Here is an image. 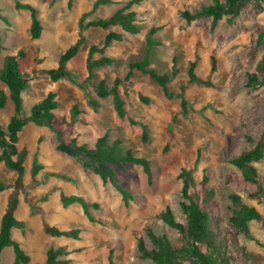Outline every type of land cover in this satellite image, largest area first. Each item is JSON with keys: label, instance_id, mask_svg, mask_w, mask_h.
Wrapping results in <instances>:
<instances>
[{"label": "rangeland", "instance_id": "obj_1", "mask_svg": "<svg viewBox=\"0 0 264 264\" xmlns=\"http://www.w3.org/2000/svg\"><path fill=\"white\" fill-rule=\"evenodd\" d=\"M35 7L42 25L38 40L29 34L30 17L26 11H16L12 0H0V13L7 17L8 23L0 20V68L7 55H14L19 49L25 52L24 69L28 73L35 57L43 60L36 77L29 80L28 89L22 94V116L39 103L47 93L55 94L58 108L57 116L67 115L76 105L81 114L74 127L78 145L93 147L95 141L104 134L110 140L119 139L125 150L136 157L145 158L150 163L151 179L148 181L140 166L126 165L116 169V178L130 194L124 203L120 194L109 183H103L80 162L56 151L54 133L45 127L28 124L19 134L18 147H26L28 157L24 164V183L29 181L32 157L42 166L39 179L46 174L56 173L67 176L73 182L48 177L38 187H28L20 196L31 198L35 206L43 208V215L50 225L62 230L77 228L81 231L79 241L65 238H50L42 232L38 216L28 218L29 205L22 202L16 213L18 220H27L25 229H12V239L19 243L31 262H43L45 252H38V237L43 239L44 247L62 246L68 252L70 264H109L112 252L114 264H149L140 259L136 238L145 237L144 229L150 226L157 233H164L172 244L179 246L177 235L165 226L157 215L166 207L174 218L185 224L179 208L182 169L193 170V177L199 181L207 176V188L213 193L215 206L210 213V226L217 242L225 243L229 249L244 247L246 251L263 260L264 264V201L249 200L246 194L235 192L227 184V175L232 166L229 160L247 150L250 145L246 137L257 140L264 130V86L247 87V75L253 74L264 55V0H254L240 15L227 21L223 18L210 33L211 19L199 17L187 24L180 13L194 14L201 7L210 5V0H143L130 10L137 14L141 31L137 35L123 34V41L113 43L105 55L115 60L114 64L97 69L92 82L84 84L87 76L85 58L90 45L102 44L109 31L122 33L119 27L108 30L89 29L84 33L86 42L75 59L68 63L72 81L53 83L45 70L55 68L58 58L77 39V22L88 12L95 0H74L70 10L67 0H19ZM114 4L101 6L86 22L111 16L130 0H112ZM151 27H159L155 34L161 46L154 48L149 68L158 74L170 72L172 58H177L178 75L168 87L178 91L187 80L188 64L196 60L197 76L209 78L213 88L194 84L186 88L185 98L189 102V112L183 117L179 101L166 100L153 80L133 71L128 95H120L125 102V116L120 119L112 106L111 97L99 100L100 107L93 111L87 104L88 98L96 99L94 86L104 80L108 87L116 77L123 78L128 71L129 62L140 61L143 56L144 35ZM217 59V72L209 75V56ZM95 59L99 55L93 56ZM80 86H83L84 89ZM0 89L7 93L0 83ZM138 95L150 99L148 105L138 100ZM178 114L173 123L174 140L164 152L167 141L166 128ZM13 115L10 101L0 111V124L6 127ZM144 124L148 128V142L141 140L142 130L130 125L128 120ZM264 185V161L254 164ZM16 176L0 163V182L12 184ZM59 192L66 195L83 196L89 203H97L98 209L90 213L98 223H90L83 215L79 205L63 208L59 202ZM9 191L0 196V218L3 214ZM47 200L39 202L41 195ZM238 194L242 201L253 207L263 218V223L249 222V236H235L229 223L233 205L231 195ZM44 235V236H43ZM49 238V237H48ZM41 239V240H42ZM42 243V242H41ZM11 248L3 250L0 264H13Z\"/></svg>", "mask_w": 264, "mask_h": 264}, {"label": "trees", "instance_id": "obj_2", "mask_svg": "<svg viewBox=\"0 0 264 264\" xmlns=\"http://www.w3.org/2000/svg\"><path fill=\"white\" fill-rule=\"evenodd\" d=\"M16 11H26L29 13L30 26L29 34L32 40H38L42 33V25L38 18V12L35 7L28 3H22L19 0H12ZM56 0H52L53 4ZM91 1V0H88ZM143 0H130L121 8L117 9L107 18H97L85 21L87 17L93 15L100 6L114 4L112 0H95L91 9L83 13L77 22V39L63 53L60 54L55 68L45 70V74L53 83L58 81H72V75L68 70V63L75 59L80 48L85 44L84 33L89 29L108 30L109 28L119 27L122 33L109 31L100 46L90 45L87 48L85 58V69L87 76L84 84L90 83L95 78L97 69L109 67L115 60L105 55L106 51L113 43L123 41V34L137 35L141 31V26L137 19L135 11L130 10L133 5H138ZM208 6L201 7L200 10L191 14L188 11L180 13V17L187 24L193 22L199 17L211 19L210 33H213L217 23L226 18L231 21L237 18L241 11L254 0H210ZM74 0H67L66 7L70 10ZM0 20L7 24L6 16L0 13ZM160 30L159 27H151L144 35L143 56L140 61L129 62L128 71L123 78L116 77L110 87L104 80L98 81L94 86L96 99L88 98L87 104L96 111L99 107V100H105L108 97L112 99V106L116 116L122 119L125 112V102L120 91L127 96L131 87V77L133 71L148 76L155 82L161 91L162 97L166 100L176 99L179 101L180 113L183 117L189 112V102L185 98L187 87L199 84L205 88H213L214 85L209 78L197 76L195 68L196 60L188 64L186 71L187 80L185 84L179 86L178 91H171L168 84L176 78L179 73L177 68V58H172V65L169 73L158 74L149 68L151 64V54L154 48L161 46L156 40L155 34ZM264 35V30L259 34L258 40ZM1 42V37H0ZM97 54L98 58L93 56ZM25 52L19 49L14 55L4 57L0 68V83L6 88L7 93L0 89V111L6 107L8 101L12 103L13 115L10 117L6 127L0 124V163L5 169L15 174L16 178L12 184L0 182V196L3 192L9 191L4 212L0 218V257L5 248H12L14 254L13 264H28L29 256L22 250L19 243L11 238V231L14 228L24 229L27 225L25 220H18L15 217L16 210L20 203V196L26 192L28 187H38L45 183L48 177L57 178L62 181L73 182L67 176L49 173L45 179H39L38 175L42 171V166L38 161L37 153L32 157L29 169V181L24 183L25 162L28 157L26 147L19 148V134L28 124H34L38 127H45L54 133L56 138V151L66 155L81 163L84 169H89L98 176L103 183H109L116 192H118L124 203L131 198L128 191L122 187L116 178V169H123L126 165L140 166L145 173L148 181L151 179L150 163L145 158L136 157L132 151L125 150L119 139L110 140L106 133L98 138L93 147L78 145L74 135V127L77 122H81L80 110L76 105L72 106L67 115L57 116L55 111L58 103L53 92L47 93L39 103L34 104L26 116H22V94L28 89L29 80L36 77L39 66L43 60L39 57L32 59L29 72L24 69ZM217 72V59L215 56H209V75ZM247 87L258 88L264 86V55L256 67L253 74L247 75ZM84 89L83 86H80ZM138 100L145 105L151 103L150 99L138 95ZM178 114H175L172 121L167 125V141L163 147L166 152L174 140L172 132L173 123ZM130 125H137L142 130L141 140L148 142V128L146 125L128 120ZM250 147L242 151L239 155L229 160L232 169L227 175V184L237 193L246 194L252 201H264V185L254 164L264 161V130L260 137L254 140L246 137ZM193 170L182 169L179 174L181 180L179 208L185 219V224L178 222L170 210L166 207L157 215L165 226L177 235L179 246L172 244L171 240L164 233H157L150 226L144 229L145 237L136 238V248L142 261L149 264H262L263 260L249 254L244 247L229 249L225 243H219L215 240V234L210 226V213L215 206L213 202V193L207 188L208 178L203 175L199 181H196L192 175ZM233 211L229 223L235 236H249L248 223H263L262 216L253 208L245 204L238 194L230 197ZM24 202L30 207V216L38 215L41 220L42 232L51 238H65L71 241H79L81 231L77 228L62 230L56 226L50 225L40 206H35L32 199L23 198ZM47 200L45 194L41 195L39 202L44 203ZM59 202L63 208L71 205H79L83 215L90 223H98L90 213V209H98L97 203H89L83 196L66 195L59 192ZM68 252L62 246H50L45 253L43 263L35 264H70L66 257ZM109 264L112 262V252L108 256Z\"/></svg>", "mask_w": 264, "mask_h": 264}, {"label": "crops", "instance_id": "obj_3", "mask_svg": "<svg viewBox=\"0 0 264 264\" xmlns=\"http://www.w3.org/2000/svg\"><path fill=\"white\" fill-rule=\"evenodd\" d=\"M88 1V0H87ZM92 6V5H91ZM101 7V6H100ZM99 8V7H98ZM91 9V8H90ZM98 10V9H97ZM96 10V11H97ZM95 11V12H96ZM22 202H24V200H22L21 201V199H20V203H19V205H18V208H17V210H16V213H17V211H18V209L20 208V205L22 204ZM25 203V202H24ZM27 204V203H26ZM41 207V206H40ZM42 208V207H41ZM29 209H30V207H29ZM42 210H43V208H42ZM4 212V211H3ZM16 213H15V217H16ZM29 215H30V212H29ZM2 216V215H1ZM36 216H38V215H36ZM32 217H35V216H29L28 218H32ZM39 217V216H38ZM40 218V217H39ZM16 219H17V217H16ZM26 222H27V220H25ZM40 223H41V220H40ZM41 228H42V226H41ZM25 229V228H24ZM15 230V229H14ZM19 230H23V229H19ZM13 231V230H12ZM12 231H11V238H12ZM44 234V233H43ZM44 236V235H43ZM45 237H46V235H45ZM50 238L51 237H49L48 238V236H47V239H49L50 240ZM42 238H40V237H38V241H37V243L38 242H40V244H38V252H45L46 253V250L50 247V246H53V245H50V246H47V247H44V245H43V239L41 240ZM53 239V238H52ZM15 241V240H14ZM8 248H10V247H8ZM6 249V248H5ZM12 249V248H11ZM44 259L45 258H43V261H44ZM38 263H43V262H38ZM28 264H35V263H33V262H31V260H30V262L28 263Z\"/></svg>", "mask_w": 264, "mask_h": 264}]
</instances>
